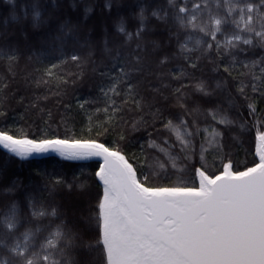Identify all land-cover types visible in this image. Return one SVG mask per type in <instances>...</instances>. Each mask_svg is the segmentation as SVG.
<instances>
[{
  "label": "snow or ice",
  "instance_id": "6c2138e0",
  "mask_svg": "<svg viewBox=\"0 0 264 264\" xmlns=\"http://www.w3.org/2000/svg\"><path fill=\"white\" fill-rule=\"evenodd\" d=\"M91 12L0 0V264H264V0ZM50 154L90 176L9 171Z\"/></svg>",
  "mask_w": 264,
  "mask_h": 264
},
{
  "label": "trees",
  "instance_id": "16d2710c",
  "mask_svg": "<svg viewBox=\"0 0 264 264\" xmlns=\"http://www.w3.org/2000/svg\"><path fill=\"white\" fill-rule=\"evenodd\" d=\"M23 2V0H21ZM87 3L91 4L92 12L89 16V23H95L99 31V26L101 23H107L110 31L114 30L112 28V21L123 15L128 18L129 26L135 24V20L131 17V13L137 12L139 10V5L141 3H146L148 0H113V7L111 11L104 8V0H86ZM166 0H151L152 4L165 3ZM80 11H83L81 7ZM90 82H85L83 85H78L76 87H69L68 95L63 96L62 98H57L50 93L48 94L47 105L52 110L53 114L59 119L60 115L67 114L71 117L79 120L80 116L78 114V109L76 106L75 97L79 96L81 99L91 94L89 87ZM71 105V111L65 113V107ZM19 111V110H18ZM11 118L19 121L17 113H12ZM22 123V122H21ZM133 137L142 138V134L132 133ZM240 154V159H244L243 149H238ZM6 152L0 150V161H3L5 158ZM251 158V157H249ZM91 162L90 161H81V162H69L65 164L63 161H60L58 157H46L41 159H32L31 161H19L18 158H15L14 162L10 164L9 171L13 176H18L20 178H26L31 175L32 167H41L46 168L49 171H62L66 178L71 181L73 176L79 177L81 172V167L83 166V172L85 177H89L91 170L87 167ZM71 165V166H69ZM58 201L63 203L68 202V195L66 193H59L56 197Z\"/></svg>",
  "mask_w": 264,
  "mask_h": 264
},
{
  "label": "water",
  "instance_id": "95a60500",
  "mask_svg": "<svg viewBox=\"0 0 264 264\" xmlns=\"http://www.w3.org/2000/svg\"><path fill=\"white\" fill-rule=\"evenodd\" d=\"M0 150L6 152V150H4L2 147H0ZM46 157H56L54 154H50L48 156H44V157H39V158H33V159H41V158H46Z\"/></svg>",
  "mask_w": 264,
  "mask_h": 264
}]
</instances>
